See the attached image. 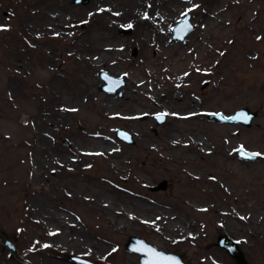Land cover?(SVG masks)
Here are the masks:
<instances>
[{"label":"rangeland","instance_id":"rangeland-1","mask_svg":"<svg viewBox=\"0 0 264 264\" xmlns=\"http://www.w3.org/2000/svg\"><path fill=\"white\" fill-rule=\"evenodd\" d=\"M19 1L0 0V231L15 242L24 258L34 264H76L70 256L81 255L96 264H140V254L126 248L129 237L137 235L160 249L179 253L186 264H236L227 249L217 243L219 235L227 234L238 242L250 263L264 264V129H259L264 123V0H163L173 9L169 13L174 18L169 40L183 55L177 62L168 54L172 46L155 44L154 35L147 37L145 28L129 24L117 32L110 25V16L98 14L97 1L57 0L56 9L73 22L76 34L86 30L95 37L109 33L110 44L120 47L122 56L113 64L105 62L94 69L91 76L100 84L90 98L92 103L106 94L121 99L126 82L132 78L150 86L162 85L165 91L173 86L182 91L189 88L191 97L204 101L200 109L204 127L225 124L240 133L220 156L213 158V167L207 166L199 147L195 154L181 142L173 159L162 163L167 166L164 172L157 171V158L164 152L160 138L172 116L167 111H156L150 103L132 122L145 135L134 133L123 120H116L106 129L117 140L113 145L123 147L130 158L118 163L117 172L102 153L85 151H96L92 139L101 137L93 135L97 129L91 111L79 106L73 94L71 81L81 72V66L73 57L63 59L59 49L72 41L74 34L71 30L61 33L62 37L47 34L43 44L36 31L42 19L34 12L43 5L38 0H24V9ZM186 12L191 13L194 28L183 42L172 35L173 26ZM87 13H95L97 22L110 28L91 27ZM21 18L34 33L25 31L27 35L18 39L15 30ZM241 54L249 57L242 59ZM36 56L43 60L44 67ZM17 70L23 72L19 75V103L13 100ZM101 70L122 76L125 84L115 92L103 90ZM48 80L56 84L61 97L69 96V102L55 120L58 128L37 135L26 122L45 103L46 91L40 85ZM130 103L132 110L140 108L138 102ZM242 107L257 113L250 126L213 121L206 114H231ZM158 113L165 114L160 123ZM45 115L48 117V113ZM118 127L130 132L134 142L117 136ZM141 138L150 146L142 148ZM205 141L203 149L216 155L214 150L222 139ZM34 143L39 145L35 152ZM241 147L259 152L263 158L239 157L237 149ZM53 153L69 160L66 164L54 161ZM195 169L200 177L188 174L187 170ZM142 177L145 185L140 189ZM164 179L166 189H152ZM120 191L128 197L130 208L136 204L135 211L142 217L147 214L139 202L165 211L172 222L182 219L180 224L189 233L188 238L139 221L113 230L106 219L110 221L114 215L107 209ZM131 198L138 203L130 202ZM0 264L27 263L0 242Z\"/></svg>","mask_w":264,"mask_h":264},{"label":"bare ground","instance_id":"bare-ground-1","mask_svg":"<svg viewBox=\"0 0 264 264\" xmlns=\"http://www.w3.org/2000/svg\"><path fill=\"white\" fill-rule=\"evenodd\" d=\"M96 1L99 3L97 8L98 14H107L110 16L112 18V24L110 25L115 27L117 32H121L129 24L145 28L146 30H144V33L147 37H150L149 34L151 33L154 35L153 42L155 44L163 42L165 46H172L168 54L175 56L174 62L180 61L181 58H183V55L178 52V47L169 40V26L174 22V18L172 17L173 14L171 16L169 14L173 9L167 2L163 0H95V2ZM37 3L43 5L42 9L34 10L36 15L44 20V22H42V20L39 22L40 25L38 29H36L38 35L42 38L41 42L43 44L47 41V39L44 38L47 34L62 37L61 33L67 32L68 30H71L72 34H74V39L66 44L60 45L61 47L59 49L63 59L73 57L81 66V72L76 74L71 81L73 94L77 96L80 104L79 106L91 111L93 115L92 121L97 129L93 135L97 134L101 137L92 139V142L96 144V151L92 149H87L85 151L88 153H102L106 156L108 165L111 166L114 171L117 172V170H119L118 163H124L130 160V158L125 155L126 153L123 147L113 145L117 140L110 133H107L108 131L106 129L113 127L116 120H123L129 126L133 127L132 130L134 133L139 136L145 135L146 133L144 130L136 129L132 122L139 114L144 113V109L141 108L145 106L146 103H150L156 111H167L172 116L171 121L164 126V136L160 138L164 152L159 153L157 158L158 161L156 160L158 162L157 164H159L158 167L160 170H157L159 172H164L167 169V166H163L162 163L166 160L173 159L172 155L174 154V150L181 149V142L187 144V150H192L195 154L197 152L195 149L199 147L201 152H204L203 154L206 157L207 166L210 165L213 167L215 165V160H213V158L220 156L228 147L231 140L237 137L236 135L240 134L238 130H234L229 125L225 124L207 125L204 127L200 111L204 105V101L199 98L195 99L191 97V89L189 88L182 91L176 88V86H173L171 90L165 91L162 85L155 84L154 86H150L132 78L128 79L126 82L124 86V95L121 99H117L115 95L106 94L102 100H97V102L92 103L90 98L92 96L94 97L95 87L100 84V80L91 75L94 69L101 67L100 65H103L105 62L113 64L117 58L121 57L122 53H120V47L110 44L111 41L109 38L111 37H108L109 33H104L101 36L95 37L94 34L86 30L84 33L76 34L73 30V22L68 21V17L56 9L57 0H38ZM19 5L25 6L24 9H27V2L24 0H20ZM209 14L210 17H215L214 13ZM77 16L81 17L82 14L77 13ZM85 17H88L89 20L92 19V21H89V24L91 27L96 28V30L109 27L97 22L95 13H87ZM94 19H96V21H93ZM255 19H257V15H255ZM25 31L30 35L34 33L31 27L28 26L26 19L21 18L20 25L15 30L17 38L22 39V35H27L24 33ZM156 48H158L157 45ZM111 55L114 56L111 57ZM108 57H111V59H108ZM241 57L242 59H247L249 55L241 54ZM36 59L39 65L44 67L43 60L38 56H36ZM20 64L22 65L23 61H21ZM88 69L91 70V74H88ZM16 72V81L14 82L16 92L13 94V100L15 103H19L21 100V95L18 93V87L21 85L19 75L21 76L23 72L19 70ZM104 83L105 81L102 82L101 85ZM40 88L46 91L45 103L41 110L30 119V122H26L37 135L58 128V124L55 120L61 117V108L65 106V103L69 102V96L61 97L59 89L52 80L44 82L43 85H40ZM124 101H128L129 103L125 105ZM130 102H138L140 108L137 107L132 110L134 107H132ZM15 110L16 108L14 111ZM46 113H48V117L45 115ZM102 123L103 126H101ZM203 128L205 131H203ZM259 129H264V123L260 125ZM99 130L106 131L98 132ZM181 137H183V140ZM215 137H219L222 141L220 144L216 145L217 147L214 150L216 155L213 156L208 154V151L203 148H205L206 145L205 138L213 140ZM139 142L142 148L150 146L143 138H141ZM33 147L35 152L38 150L39 145L34 143ZM185 157L189 158L190 155H186ZM52 158L54 161L61 164H66V161L69 160L59 157L54 153ZM187 172L190 177L193 178L201 176L196 169L193 172L189 170H187ZM141 181L139 185L140 189L145 185V179L142 177ZM138 194L140 193L137 192L136 195ZM132 200L138 203V200L135 198H131L130 202H132ZM110 203L111 207L107 209V212L114 216L111 218L109 217L110 221L109 219H106V221L109 227H112L115 231L125 229L130 226L132 222L139 221L146 223L152 228L170 229L172 233L177 234V236L182 239H187L189 236V233L183 225L180 224L182 219L179 222H172L165 211H157L154 205L139 202L138 204L141 203L140 205L143 204V206H145V213L147 215L143 217L138 215L135 211L136 204L132 203V208H130L128 205V197L121 191L116 192L115 201L110 200ZM116 215L118 217H116ZM173 216H176V214H173ZM106 217L108 218V216ZM73 225L74 228L77 229L78 226L76 222H73ZM62 245L69 247L66 243ZM72 245L75 246L76 242H73Z\"/></svg>","mask_w":264,"mask_h":264},{"label":"water","instance_id":"water-1","mask_svg":"<svg viewBox=\"0 0 264 264\" xmlns=\"http://www.w3.org/2000/svg\"><path fill=\"white\" fill-rule=\"evenodd\" d=\"M76 2H87L88 0H75ZM194 28L193 23L191 22V13L186 12L184 16L174 25L173 27V38L186 41V36ZM100 76L106 81L105 84L101 86L102 89L114 92L122 85H124L125 80L122 76H113L109 72L102 70ZM255 111H251L248 107H242L235 110L232 114H223L221 112H211L208 111L207 115L211 120L228 122L235 121L241 122L247 126L252 124L253 118L256 116ZM144 117V116H143ZM158 122L165 120V114H157ZM116 134L126 140L127 142H134L133 136L127 130L123 128H117ZM237 154L240 157L246 159H260L263 155L259 152L248 151L245 148H239ZM167 180H162L157 185L152 186V189H166ZM0 242L3 243L12 254L19 258L22 261L27 262L28 264H34L29 259H25L18 250L17 245L8 238L2 231H0ZM217 243L219 246L227 249L228 253L232 256L236 264H252L246 258L243 250L239 246L238 242L232 239L227 234H221L217 237ZM126 248L130 251L138 252L141 255L140 264H186L182 259L181 255L175 252H168L163 249L157 248L155 245L148 242L144 237L137 235H131L126 243ZM71 260L76 264H96L95 262L78 256L71 255Z\"/></svg>","mask_w":264,"mask_h":264}]
</instances>
